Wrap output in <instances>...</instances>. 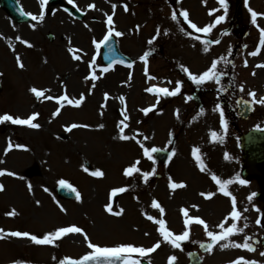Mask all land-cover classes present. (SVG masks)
Returning a JSON list of instances; mask_svg holds the SVG:
<instances>
[{"label":"rangeland","instance_id":"rangeland-1","mask_svg":"<svg viewBox=\"0 0 264 264\" xmlns=\"http://www.w3.org/2000/svg\"><path fill=\"white\" fill-rule=\"evenodd\" d=\"M17 1L22 5L23 0ZM59 1L60 6L46 8L42 21L30 18V22H26L34 33L30 28L22 31V24L14 22L0 6V81L3 86L0 115L24 119L36 115L33 123L39 125L33 129L14 126L10 121L0 124V146L15 145L14 148L20 150L10 153L4 161L0 159V163L3 162L0 169L14 175L0 176L4 178L0 185H5V193L0 191V228L12 230L20 224L21 233L43 238L55 233L57 226H75L88 232L93 242L103 246L115 243V248L147 250L152 243L158 242L160 248L146 255L127 252L126 264H142V261L168 264L171 256L178 257L182 253L165 241L158 221L162 220L164 229L174 235H182L184 231L200 234L195 224L185 227L184 223L197 214L191 208V204L200 200L196 192L215 191L218 186L211 184L213 175L221 181L233 178L231 172L237 167L239 136L226 130V123L222 126L214 91L224 82L221 73L229 63L232 45L242 43L237 41L239 33L228 34L227 27L232 18H236V13V21L252 20L248 8L264 16V0H247V7L244 0L242 8L241 0H226L229 4L226 13L218 0H77L81 6L79 10L85 13L82 20L66 13L63 6L68 0ZM25 5L29 15L39 17L43 11L39 0H32L33 6ZM181 12H187L188 20L198 28L215 26L206 36L203 32H195L183 20ZM174 13L176 20L172 19ZM108 16H112L111 25ZM221 16L223 21L216 24ZM7 18L14 24L8 23ZM17 29L24 36L21 37ZM109 30L122 34L113 36L122 52L135 59L133 68L115 66L107 68V72L102 71L105 67L100 63L101 48L97 50L94 41L100 43ZM49 35L53 36L52 42ZM250 39V44H255L257 34L254 31ZM21 40L32 47H27ZM217 40L220 43H215ZM250 50L247 54L241 52L235 60L234 80L237 82L234 84L244 85L246 89L258 86L264 91V73L258 75L252 68L254 60ZM74 56L80 59H74ZM17 57L23 68L17 64ZM214 61H221L217 68L219 83L202 84L206 85V95L204 109L200 111L190 99L197 85L188 79L183 69L199 76L209 70ZM246 63L251 67L246 68ZM93 74L97 77L94 81L91 79ZM60 81L63 85H59ZM107 81L110 86H104ZM178 83L181 90L175 96L160 92L152 95L148 91L151 87L175 91ZM33 88L44 92V96L37 99L31 91ZM70 92L73 102L83 97L79 107L47 99L52 95L67 96ZM104 94L108 95L107 99ZM119 95L124 98L123 104L117 102ZM110 100L115 101L113 112L108 107L102 108ZM63 105L64 110H61ZM149 106L154 109L145 115L144 110ZM57 112L59 114L54 115ZM263 114L264 109L258 117ZM125 115L127 120H124ZM256 119L241 124L240 129L253 128ZM73 124L81 127L66 131ZM213 132L217 134L215 140L211 136ZM121 134L135 139L121 140ZM172 136L177 137L175 155L165 167L156 163L153 154L152 160L147 159L140 144L149 150L167 148ZM230 138L235 139V143H231L232 149L227 146ZM193 149H199L203 172L193 158ZM84 161H88L94 171L103 172V176L89 175ZM136 161L140 163L136 164ZM133 166L139 171L126 177L125 169ZM25 168H28L26 176L18 179L15 175L24 172ZM29 169H35L39 174L29 176ZM142 173L149 174L146 181ZM195 178L200 179L196 181ZM60 180L72 185L80 200L65 203L60 199L55 192ZM23 181L30 183L27 186ZM172 182H181L185 187L176 193L170 187ZM120 188L127 190L117 192L113 197V191ZM227 201L214 198L208 205L203 203L202 211L199 210L212 221L211 232L216 235L222 234L219 225L225 222L224 214L232 208ZM153 202L158 203L163 213L152 207ZM109 206L118 214L106 211ZM61 208L65 210L61 211ZM15 210V218L4 219L5 212ZM148 216L153 220L147 219ZM228 226L230 223H225V229ZM144 237L149 238L144 240ZM228 241L214 246L206 264H233L237 260L238 251L232 249L235 247L221 248ZM18 242L12 240L13 247L0 244V263L18 255L16 260L26 264H61L68 257L83 258L92 252L80 233H69L54 247L41 250L33 242Z\"/></svg>","mask_w":264,"mask_h":264},{"label":"snow or ice","instance_id":"snow-or-ice-1","mask_svg":"<svg viewBox=\"0 0 264 264\" xmlns=\"http://www.w3.org/2000/svg\"><path fill=\"white\" fill-rule=\"evenodd\" d=\"M40 2H41V5L43 6V5L48 3V0H40ZM218 2L224 7V10H225V13H226L227 12L226 0H218ZM69 3H72V0H69ZM245 6L247 7V0H245ZM73 7H75V5H73ZM113 7H115V6H113ZM248 11L251 14L252 23L256 24L257 16L259 14L254 12V11H252L251 8H248ZM21 14L23 15V13H21ZM180 15L184 17L185 22H187L189 27L191 29H193L195 32H203L205 34H208V33H210L212 27L215 26V25H211V26H208V27H205V28L201 29V28H198L195 23H191L188 20V13L187 12H181ZM209 15H212V13L210 12ZM30 18L32 20H34V21H38V22L42 21L43 18H44L43 11H41V14H40L39 17L30 15ZM172 19L176 20V14L175 13L172 16ZM223 19H224V17L221 16L219 19L216 20V24L221 23L223 21ZM108 23H109V25H111L112 16H108ZM180 31L183 32L184 31L183 28H181ZM224 34L227 35V33H224ZM113 35L119 37L122 34L120 32L113 33L111 30H109L108 34L103 37V40L100 43H96L94 41L96 49L99 50L102 47V45L107 44L108 41L110 40V38ZM193 38L196 39V37H193ZM20 42L26 44V46L29 47V48L32 47V45L30 43H27V42H25L23 40H21ZM149 43H151V41H149ZM215 43L218 44V43H220V41L217 40V41H215ZM260 43H261V45H264V30L261 31V41H260ZM205 50L207 51V45H205ZM258 51H259V49L257 51L252 52L251 55L252 56H256L258 54ZM73 58L77 59V60L80 59L79 56H74ZM16 59H17V64L21 68H23V64L20 62V58L17 57ZM143 59H145V62H146V56ZM221 59L223 60V58H221ZM220 62L221 61H214L211 64L210 69L205 71L203 74H201L199 76L191 74L187 68H184L183 71L185 73H187L188 79L191 80L193 84L202 85V84H204L206 82H210V81H215L216 83H219V73L217 72V68H218V64ZM90 67H91V65H90ZM128 67H131V65H128ZM258 67H260V66L258 65ZM102 71L103 72H107L108 69L104 68V69H102ZM91 79L94 81L95 79H97V77L93 74L91 76ZM149 79H151V77H149ZM180 90H181V88H180L179 83L177 84V86L175 88V91H169L166 88H160V89H155V90L154 89H148L149 92L156 91V92L163 93L165 96H175V95H177L180 92ZM31 91L37 97V99H39L40 97L44 96V92L38 91L35 88L31 89ZM250 95L255 97L256 94L253 92V93H250ZM107 98L108 97L106 95L105 99H107ZM47 99L51 100L52 97L49 96V97H47ZM61 99L67 100V102L69 104H71L73 107H79L81 105V103L83 102V97H81L80 100H76L75 102H73L72 100H69L67 96L62 97ZM120 102L122 104L124 103V98L123 97H120ZM158 102L159 101H157V103ZM57 103H60V100H57ZM259 103L261 105H264V98H261L259 100ZM151 111H153L152 108L145 109L144 110V114L147 115ZM58 114H59V112L55 113L54 115H58ZM122 115H123V113H122ZM36 119H37L36 115L31 116L29 119H19V118H13L11 115H4V116L0 117V123H4L5 121H10L12 124H15V125H26L29 128L35 129V128L39 127L38 124L33 123V121L36 120ZM127 119H128V117L125 115L124 116V120H127ZM121 123H123V121H121ZM221 124H222V126L224 124V122H223V114H221ZM77 127H81V126L73 124V125H71L70 128H67L66 131L70 132V131H72V129L77 128ZM101 127H103V125H101ZM125 127H127V125H125ZM121 133H123V129H121ZM211 136H212L213 140H215L216 137H217V134L215 132H213V133H211ZM119 138L121 140H125V141L130 140V139H135V137H129V136L124 135V134H121ZM145 139H147V138H145ZM137 143L139 144L140 141H137ZM140 146L143 149V151L145 153V156L149 160L153 159L152 158V153H156V152L160 151V149H157V148H151L149 150L148 148H145L143 144H140ZM198 153H199V149H193V158L197 160V163L200 166V170L203 172L204 171V165H203L202 161L200 160V157H199ZM174 154L175 153H173V155ZM225 159H228V157L225 156ZM154 162L155 161L153 160V163ZM139 163H140L139 161H136V164H139ZM138 171H139V169L136 168L135 166L129 167V168L125 169L124 175L126 177H129L133 173L138 172ZM5 174H7L9 176L13 175V173H10V172L9 173L0 172V176H3ZM89 175L96 176V177H102L103 176V172H101V171L90 172ZM142 175H143V177H144V179L146 181L148 179V175L149 174L142 173ZM211 179L218 185L220 191L225 196H229L230 195V193L226 189H227L228 185H231L232 183H234V181L228 180V181H223L222 182L215 175H213L211 177ZM235 182H238L239 184H244L245 183V181H243V180H237ZM59 184H60L61 188H66V189H68V190H70L72 192H76L75 188H72L71 185L67 184L63 180H60ZM170 187L172 189H177V188H184L185 185L184 184L172 183V184H170ZM3 190H4L3 185H0V191H3ZM29 190H31V186H29ZM126 190L127 189H125V188L116 189V190L113 191L112 195L115 196L117 194V192L123 193ZM45 191H47V189H45ZM201 195H204V194L202 193ZM253 195H255V194H253ZM210 198H211V194L205 196V199H210ZM76 199L80 200L79 193H76ZM249 199L251 200V197H249ZM152 207L153 208H159L160 212L163 213V209L160 208L158 203L153 202ZM61 211H64V209L61 208ZM106 211L110 212L112 215H117L118 214V213L112 212L111 206L107 207ZM10 215L15 216L16 215L15 211L11 212ZM184 215L187 216V211H184ZM230 217H231V219L234 222L231 224L230 227L225 229V223H227V219H228V218H226L225 222L221 223L219 225L220 229L222 230V234H220V235H216L213 232L209 231L208 225L202 219H199V218H194V219H190V220L186 219L184 223H185V227H188L191 224H196V225H202L203 226L204 231H205L206 235L208 236V238L210 239L211 243H209L207 245L202 244L201 247L205 248L206 251L211 253V251L213 250L215 245L219 244L221 241H228L229 237H231L232 235H236L238 232H242L243 231L242 228H238L237 227V223L235 222V221H238L240 219V213L236 210L235 198H232V212L230 214ZM147 219L153 220V217L148 216ZM153 222H157V221H153ZM158 223L161 225V229H160L161 235L164 237L165 241H167L169 244H171V246L173 248L180 249L181 242L186 241L189 238V232L188 231H184L182 235H174L172 232L164 230V222L162 220L158 221ZM259 223H260V221L257 220V224H259ZM247 227H248V225H247V223H245L244 224V228H247ZM0 233H2V234H0V240L4 239L5 236L18 237V238L19 237H27L28 239H30L33 243H35L37 245L53 243L54 241H56L58 239H61L63 237V235L69 234V233H80V234L84 235V239L85 240H88L87 235H85L82 232V229H80L79 227H75V226L61 228V229L57 230L55 233H52V234L44 236L43 239H38L34 235H29L27 233H20V232L3 233L2 230H0ZM249 240H251V237L246 238L243 244H238L237 243V244H232L231 246L235 247V248H242L243 247L244 249H246L248 251H255V248L252 247V245L249 243ZM226 247H229L228 243H225V244H223L221 246L222 249L226 248ZM88 248L92 249V252L89 255H85L81 260L67 261V264H88V262H92V261H95L96 264H100L101 259H104V260L108 261L109 264H112L113 260L121 259L122 258L121 254H123V253L136 252V253H140L142 255H146L147 253L155 252L158 248H160V244L157 243L152 248L147 249V250L144 249V248H134V247L101 248V247L95 246V245H93L91 243L88 244ZM261 255H264V253H261ZM176 260H177L176 256H171L169 258L168 264H174V262ZM61 264H66V262L65 261H61ZM233 264H241V260H236V261L233 262ZM243 264H249V262L244 261Z\"/></svg>","mask_w":264,"mask_h":264},{"label":"flooded vegetation","instance_id":"flooded-vegetation-1","mask_svg":"<svg viewBox=\"0 0 264 264\" xmlns=\"http://www.w3.org/2000/svg\"><path fill=\"white\" fill-rule=\"evenodd\" d=\"M257 201L261 202L264 201V185L261 186V189L257 191ZM260 221L259 224L254 225L253 227V234L251 237V245L255 248L253 251V264H264V217L258 218Z\"/></svg>","mask_w":264,"mask_h":264},{"label":"bare ground","instance_id":"bare-ground-1","mask_svg":"<svg viewBox=\"0 0 264 264\" xmlns=\"http://www.w3.org/2000/svg\"><path fill=\"white\" fill-rule=\"evenodd\" d=\"M23 3H27V4H32V0H23ZM33 6V5H32ZM8 19V18H7ZM8 23H10V24H14L13 22H12V20L10 21L9 19H8ZM20 27H22L23 29H22V31H24L25 30V28H30L31 29V26H29V24H22V26H20ZM11 31L13 30V29H10ZM39 29L37 28V31H38ZM17 33L19 34V35H21V37L22 36H24L23 35V33H21L20 31H19V29H17ZM31 33H34V31L31 29ZM30 36V35H29ZM108 84H110V82L109 81H107L106 82V85H104V86H110V85H108ZM59 85H63L62 84V81H60L59 82ZM72 93L70 92L69 93V98L70 99H72L73 97H72ZM57 103V102H56ZM60 103H62V101H60ZM112 103H113V105H114V107H112ZM109 108V109H111L112 110V112H113V110H114V108H115V104H114V102L112 101V100H110V101H108V102H106V104H104V105H102V108ZM64 110V109H63Z\"/></svg>","mask_w":264,"mask_h":264}]
</instances>
